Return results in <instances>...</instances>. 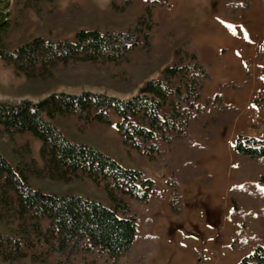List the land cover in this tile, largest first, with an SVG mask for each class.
I'll use <instances>...</instances> for the list:
<instances>
[{"label": "trees", "instance_id": "trees-1", "mask_svg": "<svg viewBox=\"0 0 264 264\" xmlns=\"http://www.w3.org/2000/svg\"><path fill=\"white\" fill-rule=\"evenodd\" d=\"M57 0H0V58L15 72L28 78L58 76L68 83L91 82L104 73L103 83L118 90L137 91L127 98L104 92H54L39 102L0 101V135L14 137L32 131L42 140L41 160L32 156L28 142L14 146L16 166L0 153V258L12 262L20 257L56 264L72 260L80 264H147L158 250L156 235L144 236L146 245L125 262L137 237L139 208L132 199L149 203L158 195L153 178L142 169L126 167L116 158L88 143L68 139L50 119L77 115L85 121L111 123L118 116L117 130L123 142L167 169L166 187L170 211L185 212L182 186L195 178L208 184L213 174L197 161L207 143L241 115L238 105L224 93L204 94L210 74L200 51L189 36L175 43L164 66L152 54L154 21L145 15L131 19L129 26H97L77 31L74 40L37 35L16 47L7 36L14 26L13 9L40 11L44 3ZM225 11L236 15L248 10V0H224ZM145 49L142 60L132 61L131 52ZM260 53V52H259ZM258 53V54H259ZM131 65L132 71L115 67ZM113 66V67H111ZM159 71L156 77L150 75ZM243 85L225 83V89ZM47 114L49 118L44 116ZM236 184L230 190V218L242 226L239 242L232 248L242 253L237 264H264V234H255L257 220L264 223V134H238L235 139ZM65 184L88 176L104 183L112 205L78 195H57L35 189L30 178ZM146 224L153 220L146 209ZM111 258V262H107Z\"/></svg>", "mask_w": 264, "mask_h": 264}, {"label": "rangeland", "instance_id": "rangeland-1", "mask_svg": "<svg viewBox=\"0 0 264 264\" xmlns=\"http://www.w3.org/2000/svg\"><path fill=\"white\" fill-rule=\"evenodd\" d=\"M248 1L251 7L236 15L225 11L224 0H57L44 3L39 12L28 9L22 13L12 5L15 22L7 40L11 48L37 35L74 40L79 30L93 29L99 25L126 27L131 19L145 15L154 21L152 54L164 66L173 57L165 31H169L175 43L189 36L198 47L210 74L203 89L204 94L222 92L227 101L239 105L242 111L244 109L243 116L240 117L241 113L236 123L224 127L218 140L208 143V151L197 161L211 171L225 169V176H228L229 182L234 180L232 185H235L237 166L234 144L237 135L264 134V0ZM144 55L145 49L139 47L131 52V59L142 60ZM115 68L132 71L131 65L127 64ZM104 75H98L94 83H68L58 76L28 78L25 74L16 73L12 65L0 58V101L39 102L54 92L82 93L87 90L127 98L137 91V88L124 91L106 85L102 80ZM158 75L159 71H155L150 77ZM225 83H237L243 87L225 89ZM44 116L49 118L46 113ZM111 119V123L97 120L87 122L77 115L60 114L50 120L68 139L91 144L126 167L142 169L156 183L161 197L159 208L165 213L162 221L165 226L158 223L149 227L143 203L132 199L131 202L140 212L137 237L133 249L120 258L121 263L146 245L145 235L152 234L159 238V248L149 254L147 264H237L243 254L232 248V241L239 237L240 242L244 235H241L242 226L229 216L234 207L230 196L225 199V184H215L213 190H208V185H204L202 179H194L189 184L191 187L196 184L192 187L196 191L194 197L187 198V213L181 217L173 215L168 210L167 169L127 146L117 130L118 116L113 110ZM25 142L31 145L32 156L41 160L42 140L32 131L20 132L14 137L0 135V153L16 166L13 148ZM217 174L222 180L223 174ZM30 183L35 189L48 193L78 194L106 206L113 203L105 184H99L88 176L75 177L65 184L32 176ZM256 223L255 234H264L263 221L257 220ZM111 261L108 258L107 262ZM0 264L56 263L54 256H51L48 261L20 257L12 262H4L0 258ZM64 264L80 262L72 260Z\"/></svg>", "mask_w": 264, "mask_h": 264}, {"label": "crops", "instance_id": "crops-1", "mask_svg": "<svg viewBox=\"0 0 264 264\" xmlns=\"http://www.w3.org/2000/svg\"><path fill=\"white\" fill-rule=\"evenodd\" d=\"M243 114H244V109H243V111H242V115L240 116V117H242L243 116ZM238 120V119H237ZM236 120V121H237ZM236 123V122H235ZM219 137V136H218ZM218 140V138L216 139V140H214V141H212V143L213 142H215V141H217ZM210 143V142H209ZM207 146H208V144H207ZM207 151H208V148H207ZM206 153V152H205ZM204 167H207V166H204ZM209 170H210V168L209 167H207ZM217 172V173H219V174H223V179L221 180V179H219V176H218V174L217 173H214V172ZM215 171H211L210 170V172H212L213 174H214V179L210 182V183H208V184H204V185H208V190H210V189H212L213 190V187L215 186V184H225V199H228V197L230 196V188L233 186L232 184H234V180H232V181H230L229 182V179H228V176L226 175L225 176V169H215ZM201 179V178H200ZM193 182V181H192ZM211 183H213L212 185H209V184H211ZM191 184H188V185H184L183 187H182V190H183V195H184V199H185V203L187 202V198H191V197H194L193 195L195 194V191L196 190H194L192 187L194 186V185H196V184H192V187L190 186ZM214 185V186H213ZM168 194H169V191H168ZM187 195V196H186ZM189 196V197H188ZM169 198H170V194H169ZM160 199H161V197H160V193L158 194V195H156V196H153L151 199H150V201H149V203H143L142 204V206H143V209H144V213L146 214V209L147 208H149L150 209V212H151V218H152V220H153V223H152V226L151 227H153L155 224H158V223H160L162 226H165V224H163V218H164V216L163 215H165V213L163 212V211H161V209L159 208V201H160ZM167 209H168V206H167ZM187 206H186V209H185V212L182 214L183 216L187 213ZM169 211H170V207H169V209H168ZM168 211V212H169ZM230 214V213H229ZM182 215H180L179 217H181ZM166 219V218H165Z\"/></svg>", "mask_w": 264, "mask_h": 264}]
</instances>
